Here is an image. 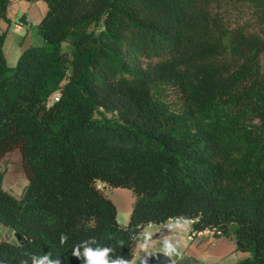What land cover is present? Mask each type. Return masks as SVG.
<instances>
[{"label": "trees", "instance_id": "trees-1", "mask_svg": "<svg viewBox=\"0 0 264 264\" xmlns=\"http://www.w3.org/2000/svg\"><path fill=\"white\" fill-rule=\"evenodd\" d=\"M43 1V44L12 66L0 0V163L19 149L29 179L16 196L0 168V222L21 236L0 264H81L90 237L131 262L170 219L264 264V0ZM112 187L136 196L126 225Z\"/></svg>", "mask_w": 264, "mask_h": 264}, {"label": "rangeland", "instance_id": "rangeland-1", "mask_svg": "<svg viewBox=\"0 0 264 264\" xmlns=\"http://www.w3.org/2000/svg\"><path fill=\"white\" fill-rule=\"evenodd\" d=\"M25 3L27 5V13L24 9L18 11V21L19 17L23 14H27L28 24H22L23 28L21 30L10 29L8 35H6L5 46L8 50V57L10 65H16L18 58H14L11 54V48L14 50L17 45L16 40H23L24 46L29 47L31 43L34 45L43 44V38L38 31V23L44 16L47 5L43 0H15L11 4L13 7L16 3ZM11 6V9H12ZM17 6V5H16ZM15 6V7H16ZM25 47V48H26ZM14 59V60H13ZM0 168L4 169L5 176L3 180V186L5 189L10 191L16 196H20L25 186L28 184L29 179L26 172L22 166V156L19 149H14L8 152L0 163ZM107 195L113 199L117 206V219L120 224L126 225L129 222L131 207L136 199L135 194L132 190L128 188H106ZM187 225V222L169 220L164 224H148L146 225L139 236L137 246L135 248L134 257L130 264H144L147 256L146 251L149 250L153 245L160 241V235L164 232H168L170 240L164 242L167 246L171 247L172 251H175L179 257L176 264H231L245 256H248V252H243L238 249H234L230 245L226 238L227 236L214 237L212 235H197L193 238H186L187 246L183 247V238H180V245L174 243V236L181 237L182 230L181 225ZM5 228V230H3ZM9 227H4L0 224V237L5 238V240L17 241L18 238L10 232ZM163 228H167L162 231ZM193 230V226H192ZM191 230V231H192ZM190 231V232H191ZM189 232V235H190ZM220 237V238H219ZM205 238L208 241L203 246H198L196 239ZM217 243L213 244L210 241L217 239ZM233 253V254H232ZM233 255V256H231ZM235 258V259H234Z\"/></svg>", "mask_w": 264, "mask_h": 264}, {"label": "crops", "instance_id": "crops-1", "mask_svg": "<svg viewBox=\"0 0 264 264\" xmlns=\"http://www.w3.org/2000/svg\"><path fill=\"white\" fill-rule=\"evenodd\" d=\"M17 5V6H16ZM16 7L14 6H12V9H11V11H10V17H11V20H10V22H7V21H5V20H3V21H1V28L3 29V30H6L7 31V35L9 34V32H10V29H13V27H14V29H15V24H16V22H18V11L20 10V9H24V12H26L27 13V5L24 3H16ZM25 13V14H26ZM27 15V14H26ZM27 20H28V17H27ZM16 30V29H15ZM17 41V45H16V48L13 50L12 48H11V54H12V56H14V58L16 59V58H19V56H20V54H21V52L24 50V49H26L27 47L26 46H24V41H25V39H23V40H16ZM32 44H34V43H31L30 45H32ZM29 45V46H30ZM26 47V48H25ZM5 51H6V55H7V59H8V62H9V57H8V50H6V46H5ZM14 60V59H13ZM10 64V63H9ZM115 188H122V187H115ZM133 206V205H132ZM131 209H132V207H131ZM171 220H174V219H171ZM175 220H177V221H184V222H187V225L186 224H184V225H181V230H182V232H181V234H182V236L181 237H179V236H177V238H175V236H174V243L178 246V245H180V241H179V239L180 238H183L184 240H183V247H186L188 244H187V242H186V238L188 239L189 238V232L192 230V221H190V220H184V219H175ZM0 224H2L1 222H0ZM2 225H4V224H2ZM4 227H7V226H5L4 225ZM6 229H9L10 230V232L12 231V233L16 236V233H15V231L12 229V228H6ZM3 230H5V228H3ZM1 233V232H0ZM1 235V234H0ZM222 236H224V235H222ZM17 237V236H16ZM220 238V237H219ZM219 238H217V239H215V240H213V241H210V242H212L213 244H215V242L217 243V240L219 239ZM227 239H228V241L229 242H227V243H229L228 245H230L231 247H233L234 249L236 248L237 249V245H236V243H235V240L232 238V237H226ZM0 239H5V238H1L0 237ZM160 241H157L154 245H153V247H151L149 250H147L146 251V256H148L151 252H154V251H163V252H166V253H168L172 258H173V261H174V264H176L177 263V260H179V257H178V255L176 254V252L175 251H171V252H169L167 249H171V247H169V246H167L166 245V243L164 244V242H166V241H169L170 240V236H169V234H168V232H164V233H162V235H160V239H159ZM9 241H12V242H15V241H13V240H10L9 239ZM193 241H196L197 243V245L200 247V246H203V245H205V243L208 241V239H205V238H199V239H196V240H193ZM233 254V253H232ZM232 256V255H231ZM235 259V258H234ZM235 262V261H234Z\"/></svg>", "mask_w": 264, "mask_h": 264}, {"label": "clouds", "instance_id": "clouds-1", "mask_svg": "<svg viewBox=\"0 0 264 264\" xmlns=\"http://www.w3.org/2000/svg\"><path fill=\"white\" fill-rule=\"evenodd\" d=\"M67 236L61 234L60 243L63 245L67 241ZM95 245V247L93 246ZM169 252L172 250L167 249ZM113 249L110 247L100 246L94 237L82 241L76 245L72 256L81 261V264H130L128 260L122 256L113 258ZM21 264H28L27 260ZM31 264H61L59 258H53L50 252L42 255H31Z\"/></svg>", "mask_w": 264, "mask_h": 264}, {"label": "water", "instance_id": "water-1", "mask_svg": "<svg viewBox=\"0 0 264 264\" xmlns=\"http://www.w3.org/2000/svg\"><path fill=\"white\" fill-rule=\"evenodd\" d=\"M19 22L22 24H28L27 21V15L23 14L22 16L19 17ZM167 228H163V230H165ZM18 240H20L21 236L20 235H16ZM144 264H174L173 258L166 252L163 251H154L151 252Z\"/></svg>", "mask_w": 264, "mask_h": 264}, {"label": "built area", "instance_id": "built-area-1", "mask_svg": "<svg viewBox=\"0 0 264 264\" xmlns=\"http://www.w3.org/2000/svg\"><path fill=\"white\" fill-rule=\"evenodd\" d=\"M11 1H12V3H13V1H15V0H11ZM22 28H23L22 23H20L19 21L16 22V24H15V29H16V30H21ZM59 96H60V93H56V94L54 95V99H55V100H58V99H59ZM197 235H212V236H214V237H218V236L223 235V232H222L221 229H218V228L207 227V228H204V229L199 230V231L192 230V231L190 232L189 237H190V238H193V237H195V236H197ZM232 256H233V255H232Z\"/></svg>", "mask_w": 264, "mask_h": 264}]
</instances>
